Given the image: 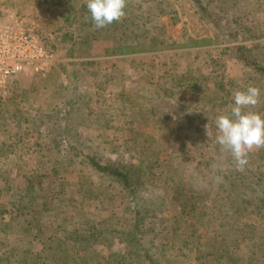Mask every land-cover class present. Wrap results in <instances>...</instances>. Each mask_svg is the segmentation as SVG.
Listing matches in <instances>:
<instances>
[{
    "label": "rangeland",
    "instance_id": "1",
    "mask_svg": "<svg viewBox=\"0 0 264 264\" xmlns=\"http://www.w3.org/2000/svg\"><path fill=\"white\" fill-rule=\"evenodd\" d=\"M83 1L0 0V19L9 13L24 17L54 54L47 69L26 66L0 89V237L8 250L3 262L46 264L38 258L48 255L59 257L48 264H64L62 257L73 245L77 256L87 251L120 258L128 238L121 231L120 240L115 230H130L141 216L152 226L148 237L153 240L147 243V238L144 246L153 264H264V207L256 210L254 204L257 190L264 191V149L248 153L246 167L255 171H238L215 141L218 112L233 102L235 84H249L243 76L251 72L233 59L230 49L242 45L250 55L264 57V0H240L239 5L212 0L207 10L194 0H135L133 15L122 18L128 26L124 41L137 45L126 36L131 26L139 30L134 32L142 44L125 54L106 51L116 44L112 31L85 51L69 41L68 34L79 33L80 20H90L80 16L68 26L62 5L76 9ZM59 29L64 35L57 41ZM81 61L96 62L84 74ZM112 65L124 88L101 76L112 72ZM204 84L209 92L221 85L225 103L197 120L189 116L202 109L198 93ZM139 87L150 99L137 97ZM78 88L82 96L76 98ZM262 100L264 92L259 98L264 106ZM166 103L171 110L157 112ZM55 107L62 115L52 112ZM259 114L264 117V110ZM61 132L63 143L54 147L55 134ZM91 156L101 164L131 165L135 186L124 187L98 172ZM245 173L256 191L251 196L237 186L244 208L230 206L229 197L214 195L208 186L223 181L225 174L236 179ZM227 206L231 215L224 214ZM86 224L106 231L93 236ZM70 233L78 234L79 242L63 244ZM145 260L141 257L138 264ZM71 264L85 263L79 258ZM113 264L128 263L118 259Z\"/></svg>",
    "mask_w": 264,
    "mask_h": 264
},
{
    "label": "trees",
    "instance_id": "2",
    "mask_svg": "<svg viewBox=\"0 0 264 264\" xmlns=\"http://www.w3.org/2000/svg\"><path fill=\"white\" fill-rule=\"evenodd\" d=\"M135 0H126V8H125V14H129V16L133 15L134 13V8H135ZM196 3L200 4L202 9L207 10L208 6H210L211 1L212 0H206V2L204 0H194ZM218 1L220 3L219 0H215ZM240 0H235V4L239 5ZM245 0H243L244 2ZM243 4L241 5L242 8ZM63 11L67 14L65 16L66 22H68V26H70L73 23L74 18H79L80 16H83L84 18L89 16L87 7H86V0L83 1L80 5L77 6L76 9H74L73 6H71V4L69 3H65L62 5ZM240 8V9H241ZM124 19V16L122 17ZM121 18V20H119L118 22H113L110 25L105 26L104 28L101 29H97L94 25V23L91 21V19H87L90 20L89 23H87L85 20H80L81 22L79 23V33L78 34H68V39L69 41L72 42H76L78 43V45L83 46V50H86V46H90L92 44V42H94L97 39H102L103 36L106 33H109L112 31V33L115 34L114 36V41H115V46L113 48H108L106 49V51L109 54H125V53H132V52H136L137 50L141 49V45L138 44H142L140 42V39L136 38V37H140V36H136V32H134L135 30H137L139 32L138 29H134L131 28V26H129V31H128V35L133 38V40L136 42V40L138 42L137 45L135 44H131L129 42H125L124 41V34L126 31V28L128 27L127 24H125V22L123 21V19ZM129 20V17H128ZM149 20L148 17H146L144 24L143 22L140 21L139 24V28H143L142 29V33L140 35L143 34V31H145V25L147 24V21ZM134 23V22H133ZM240 23H238L237 25H239ZM145 26V27H144ZM64 28V27H63ZM122 28H124V30H121ZM61 30V29H59ZM81 32V33H80ZM118 32V33H115ZM132 32V33H131ZM132 34V35H131ZM229 34H234L233 32H230ZM64 33L61 30V32H59V34L57 35L56 40L60 41L62 40ZM120 38H123V43H120L119 40ZM136 38V39H134ZM42 41V40H41ZM42 43L44 44V46L48 49V50H52V47L50 45H48V43H45L42 41ZM119 43L121 45H128L125 48H122L121 45H119ZM119 46V47H118ZM234 48V47H233ZM231 48L230 50V54L233 56V59H236L240 62V64L246 68L251 70V72H247L245 70V76H243L244 79H246L245 81L248 82L249 84L247 86L245 85H240V84H235L237 87V90H246V88L248 86H254L257 87L258 89H260V93L264 92V57H261V55L259 57H257V53L254 55H250V48H247L245 46L242 45H237L235 46V48L233 49ZM96 61H86L83 62L81 61L79 63V65L82 64V66L84 67V71L86 74V72L88 71L87 69L89 68V66L91 65H95ZM74 64V63H72ZM98 65V63H97ZM98 67V66H97ZM141 68V67H140ZM218 71L219 73L223 76L225 74V68L222 67L220 65V67H218ZM97 69V68H95ZM112 72H105L104 74H101V76L103 77H110L112 80L115 81V83L117 82V79L115 80V74H113L115 71H117L116 67L114 65H112L111 69ZM143 70H148L147 67H145ZM149 71V70H148ZM149 72H147L148 74ZM99 74V73H98ZM74 75V74H73ZM75 76V75H74ZM208 78V77H207ZM206 78V79H207ZM72 79V78H71ZM208 80V79H207ZM210 81V80H209ZM208 81V82H209ZM72 82H75V79L72 80ZM79 82L80 84L82 83V80H80L79 78ZM234 82V81H232ZM183 83V82H182ZM187 83V82H186ZM187 85H189V83H187ZM208 85V83H207ZM206 84H204L201 87L200 92L198 93V99H203L202 103L200 101L199 104L201 103V110H199L198 108H195L192 110V114L189 117H193L194 119L199 120V115L204 112V113H211V112H215L216 108L219 105H222L223 103H225V97H226V93L224 92V88L221 85H218V88L215 89L213 88V90H211L209 92V89L207 88ZM115 87L118 88H124L120 86V82L118 83V85L116 86V84H114ZM207 86V87H206ZM177 87H180L179 84H177ZM141 89L143 88H138L137 92L138 95L137 97L139 99H144V100H148L150 99L149 96H147V91L145 92L144 90L141 91ZM211 89V88H210ZM160 90V88H159ZM158 90V91H159ZM234 90V91H237ZM81 88H78V95L76 96V98H79L82 96V94H80ZM157 90H153V94L154 95H160L159 92ZM161 91V90H160ZM120 92H122L123 94H125L123 92V90L121 89ZM209 92V93H208ZM168 93L170 95H173L175 100H178L181 104L183 103L179 100V98L175 97L176 92H173L171 90H168ZM261 96V95H260ZM263 101V100H262ZM261 102L259 101L258 105L250 110H253V112L256 113H261L264 110V106H262L260 104ZM264 103V101L262 102ZM232 102L231 101H227L226 105H228V109L224 112L227 113L230 110ZM165 105V104H164ZM168 104L166 103V105L163 108H157L159 113L164 112V111H168L172 106H167ZM51 105H48V107ZM58 107V106H57ZM57 107H55L54 109H52V112L55 114L62 115L60 109H58L57 111L55 110ZM226 107V108H227ZM259 107H262V109H260ZM224 108V109H226ZM221 109V110H224ZM155 110H156V106H155ZM171 110V109H170ZM219 111L217 114V117L219 115H221V112L223 113V111ZM194 112H197V114ZM65 113V112H64ZM223 113V114H224ZM9 116L11 117H15V114H10ZM204 120V119H203ZM63 132H61L58 137L55 134L54 139H57L56 141L53 142L54 147H59L61 145V143H63V137H59ZM54 136V131H52L51 133V138ZM61 138V140H60ZM217 144V143H216ZM229 153V152H228ZM230 155V154H229ZM231 156V155H230ZM89 157V156H88ZM90 160V163L97 169L98 172L107 174L112 176L116 181L120 182L124 187H129L130 186V182L132 183L133 186H135V184L133 183V179L131 176V165L128 166H117L116 164L113 163V165L111 166L110 163H105V164H101L99 163L98 159L95 158V156H91V158H88ZM250 164H252L250 162ZM127 167V168H126ZM247 168V167H246ZM249 171H255L254 169H249L247 168ZM247 173L243 174V176H238L235 179L234 175H223V181H218L216 183L209 184V188L210 190L214 189L213 191L215 192L214 195L216 196H220V194L224 197V198H230L228 200V203H230V206H234L237 205V207H242L244 208V204L246 203V200L243 198V196L241 195V193L237 190V186L239 187V185H243V192L246 189L248 191V193L252 196V194L256 191L254 190V188H249V185L251 182H248L246 178ZM258 179H262L263 177L257 176ZM264 183V181H263ZM134 188V187H133ZM135 189V188H134ZM254 190L253 192H251L250 190ZM236 191L237 192V196H231L230 192L231 191ZM260 194H263V198L260 199ZM231 196V197H230ZM257 197L259 198L257 201H255V209L257 210L260 207H264V191H258L257 190V194H256V199ZM255 199V200H256ZM245 202V203H244ZM136 206L139 208L140 203L137 202ZM230 206H227L224 214L225 215H231V208ZM231 210V211H230ZM209 221V219L207 220V222ZM152 226L149 224H146L143 222L142 217H135V219L133 220V222L130 224V230H118L119 232L116 231L117 237L120 240H124L122 239V237L119 234H124V232L121 231H125V234L127 235L128 238V242H126L125 247L127 252L125 254H123V256L121 255V257L119 258L116 257L114 259H107L105 257H100L98 256V254L96 253H92L90 255H88L89 253L86 251H84L83 255L77 256V252H76V246L73 245L72 249L69 250V255H64L65 257H62L63 259V263L64 264H71L74 261H79V258L81 261H84L85 264H113V261H115V263H117L118 259L123 260L124 262L126 261L128 264H138V262L140 261V258L143 257V259L147 262V264H153L152 263V257L149 256V250L146 246H144L146 239L147 243L150 240H153V236H149L148 237V233H150V230H148L149 228H151ZM86 230H89L91 233V235L96 236V235H100L105 233V231H100V230H95V226L93 224H86L85 225ZM127 231V232H126ZM151 234V233H150ZM79 242V235L76 233H70L66 235V241L63 242V244H75ZM63 244L61 245V248L65 247L63 246ZM6 245L4 244V242L2 241V238L0 237V264H9L8 261L3 262L6 258V254L8 252L7 249H4L3 247H5ZM60 248V246H59ZM211 252H207V254H210ZM96 254V255H94ZM115 256V254L112 255V258ZM59 258V257H58ZM58 258H49L48 255L46 256H41L40 258H38L39 260L42 259V262L48 264L50 263L52 260H56ZM105 261V262H104ZM142 264V263H141Z\"/></svg>",
    "mask_w": 264,
    "mask_h": 264
},
{
    "label": "clouds",
    "instance_id": "3",
    "mask_svg": "<svg viewBox=\"0 0 264 264\" xmlns=\"http://www.w3.org/2000/svg\"><path fill=\"white\" fill-rule=\"evenodd\" d=\"M89 16L97 29L118 22L125 15L126 0H86ZM260 89L237 90L227 113L217 117L215 141L229 152L238 171L248 164V153L264 149V117L250 111L259 103Z\"/></svg>",
    "mask_w": 264,
    "mask_h": 264
},
{
    "label": "built area",
    "instance_id": "4",
    "mask_svg": "<svg viewBox=\"0 0 264 264\" xmlns=\"http://www.w3.org/2000/svg\"><path fill=\"white\" fill-rule=\"evenodd\" d=\"M0 19V89L26 66L47 69L54 54L48 50L33 24L12 13Z\"/></svg>",
    "mask_w": 264,
    "mask_h": 264
}]
</instances>
